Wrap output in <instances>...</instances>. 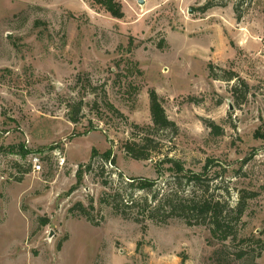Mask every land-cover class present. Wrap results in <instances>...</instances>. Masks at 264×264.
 Wrapping results in <instances>:
<instances>
[{
  "label": "rangeland",
  "instance_id": "374dc122",
  "mask_svg": "<svg viewBox=\"0 0 264 264\" xmlns=\"http://www.w3.org/2000/svg\"><path fill=\"white\" fill-rule=\"evenodd\" d=\"M116 1L122 17L0 0V264H264V0ZM151 90L174 127L153 123ZM176 190L218 201L228 237L171 202L150 218ZM118 191L137 201L101 200Z\"/></svg>",
  "mask_w": 264,
  "mask_h": 264
},
{
  "label": "trees",
  "instance_id": "16d2710c",
  "mask_svg": "<svg viewBox=\"0 0 264 264\" xmlns=\"http://www.w3.org/2000/svg\"><path fill=\"white\" fill-rule=\"evenodd\" d=\"M99 2L106 5V8L116 17H122L123 11L122 6L120 3H118L116 0H98ZM150 109L152 114V120L156 127H174L175 123L174 121L170 120L166 114V111L164 109V106L162 105V102L160 101L159 95L155 90L150 91ZM129 154L136 158H148L147 155L150 154L148 150L144 148L136 149L135 147H132L131 145H127ZM21 150L19 152L26 153L27 150L24 147V145H21ZM109 154V153H108ZM109 155H107L108 157ZM167 162H169V171H171L173 174H179L183 173L185 171V168L181 161H179L176 158L169 157L166 159ZM210 162V161H209ZM82 172L83 170L78 171V179L79 181L82 180ZM180 175V174H179ZM203 175L204 172L198 173L194 171H189L185 174L187 177L188 182L194 181L195 184H200L203 181ZM179 178V177H178ZM109 182L106 181L104 184L107 185ZM156 184V181L151 180L149 178L143 177V176H135L131 177L130 181L128 182V186L133 190H150L153 188V186ZM176 194L172 193H165L161 197H159V193H155L153 195V199L156 201L157 204L149 209L148 216L152 219H156L157 212L166 207L169 206V202H171L172 206V212H181L183 216L190 215V216H208L209 219L212 222V233L215 236H220L222 233L223 238L226 239L229 235V232L227 231L228 224L225 222L226 217L224 215L225 209L220 205L218 201H213L212 199H209L208 197L199 198V195H196L195 193L191 195H178V190L175 192ZM173 195H176L175 197H172ZM170 195V196H169ZM111 196V195H110ZM252 195H248L247 197H251ZM172 197V198H169ZM245 198V196H243ZM146 202L148 199L144 198ZM102 201L106 202L109 201V204L113 206L115 211L120 212L121 205H124L125 207H131L133 206L137 199L133 198V193L128 195V199L123 197L122 194L118 191L117 193H113L112 197L108 198V195L102 196ZM76 206H81L80 203H78ZM85 217L88 218V220H93L92 217L89 215V212L86 211V209H83ZM87 212V213H86ZM244 213V207L242 205V202L237 207V214L238 218L242 217ZM243 253L240 254L242 256Z\"/></svg>",
  "mask_w": 264,
  "mask_h": 264
},
{
  "label": "built area",
  "instance_id": "2783aa9c",
  "mask_svg": "<svg viewBox=\"0 0 264 264\" xmlns=\"http://www.w3.org/2000/svg\"><path fill=\"white\" fill-rule=\"evenodd\" d=\"M34 164H35V167L37 169L40 168V164L38 163V160L37 159H35Z\"/></svg>",
  "mask_w": 264,
  "mask_h": 264
},
{
  "label": "water",
  "instance_id": "95a60500",
  "mask_svg": "<svg viewBox=\"0 0 264 264\" xmlns=\"http://www.w3.org/2000/svg\"><path fill=\"white\" fill-rule=\"evenodd\" d=\"M140 2H142V0H140ZM190 12H193V10L191 9Z\"/></svg>",
  "mask_w": 264,
  "mask_h": 264
}]
</instances>
